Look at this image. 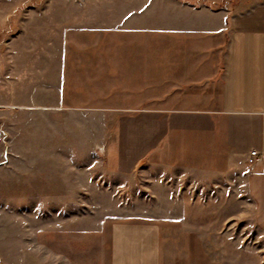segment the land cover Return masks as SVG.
<instances>
[{"label": "rangeland", "instance_id": "rangeland-1", "mask_svg": "<svg viewBox=\"0 0 264 264\" xmlns=\"http://www.w3.org/2000/svg\"><path fill=\"white\" fill-rule=\"evenodd\" d=\"M141 3L0 0V85L12 80L7 74L22 71L21 83L40 81L31 89L39 104L75 106L72 110L79 112L68 113L63 125H45L51 129L47 134L57 137H45L43 145L57 147L48 150L54 157L77 152L84 168L97 163L96 169H85L83 183L85 189L91 184L98 189L96 183L100 187L88 194L85 190L82 195L78 191L74 196L50 197L41 193L57 190L55 180L48 179L51 174L24 173L34 180L25 177L15 184L13 164L21 157L31 159L34 151L11 148L9 135L0 129V171L7 170L0 172V264H110L116 224L158 226L163 264H264V163L248 173L246 162H241L240 179L221 185L195 176L201 173L155 166L151 162L155 151L147 150L155 144V135L150 140L149 134L141 135L140 115L125 111L140 106L138 100H125L139 85L116 77L111 82L93 79L91 84L79 83L91 82L89 78L60 77V66L76 67L81 61L118 65L141 56L152 62L171 61L172 46L182 38L131 28L140 24L136 16L145 11ZM154 10L149 3L147 12ZM128 16L133 17L127 25ZM144 49L151 52L145 55ZM15 58L20 65H11ZM45 64L51 70H45ZM69 71L74 74L76 69ZM36 72L39 75L33 78ZM82 91L85 100H75ZM63 93L65 101L60 100ZM92 97L94 101L89 100ZM56 140H74L81 147L63 148ZM123 182L125 193L116 191ZM19 184H26V190Z\"/></svg>", "mask_w": 264, "mask_h": 264}, {"label": "crops", "instance_id": "crops-1", "mask_svg": "<svg viewBox=\"0 0 264 264\" xmlns=\"http://www.w3.org/2000/svg\"><path fill=\"white\" fill-rule=\"evenodd\" d=\"M141 1L145 11L136 16L140 24L131 28L182 38L172 46L171 61L152 62L147 56L118 65L81 61L76 67L60 66V77L92 79L80 84L102 78H110L111 82L116 77L125 84L139 85L125 100H138L140 106L132 105L125 111L140 115L141 135L149 134V140L151 134L155 135V144L147 146V150L155 151V160L151 161L155 166L201 173L195 176L203 177L210 185H221L225 180L237 182L241 177L238 166L246 162L251 151H259L264 158V0H216L215 3L224 2L220 7L210 0ZM149 3L155 7L152 13L147 12ZM132 17L128 16L127 25ZM141 52L146 55L151 51ZM16 59L11 65L19 63ZM44 69L51 67L45 64ZM68 69L76 71L71 74ZM36 73L33 78L38 77ZM21 74L22 71L7 74L6 78L12 80L3 82L5 87L0 85V129L9 135L11 148L17 145L18 149L34 151L31 159L21 157L13 164L15 184L27 174H51L48 179L55 180L57 190L43 192V196L98 191V183V189L93 184L85 189L83 183L85 169H96L97 163L84 168L77 152H72L74 156L54 157L48 150L57 147L43 145L45 140L57 137L47 134L51 130L45 126L47 123L63 125L68 113L79 111L72 110L75 106L68 103L56 108L39 104L31 89L40 81L36 78L21 83ZM75 96V100H85L83 91ZM60 100H66V93ZM56 141L63 148H77L80 144L74 140ZM41 159L46 161L43 166ZM0 172L7 170L2 167ZM122 184L123 188H117L121 186L118 184L115 189L125 193L126 182ZM19 186L26 190V184ZM161 243V230L156 225L116 224L111 234L110 264H163Z\"/></svg>", "mask_w": 264, "mask_h": 264}, {"label": "built area", "instance_id": "built-area-1", "mask_svg": "<svg viewBox=\"0 0 264 264\" xmlns=\"http://www.w3.org/2000/svg\"><path fill=\"white\" fill-rule=\"evenodd\" d=\"M263 163H264L263 155L257 150L251 151L246 159L247 172L248 173L254 172L259 167H261Z\"/></svg>", "mask_w": 264, "mask_h": 264}]
</instances>
